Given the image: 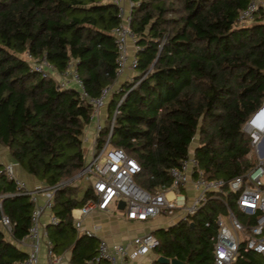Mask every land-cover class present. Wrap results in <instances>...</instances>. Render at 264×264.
<instances>
[{"label": "trees", "instance_id": "1", "mask_svg": "<svg viewBox=\"0 0 264 264\" xmlns=\"http://www.w3.org/2000/svg\"><path fill=\"white\" fill-rule=\"evenodd\" d=\"M132 1L134 73L111 91L96 147L121 98L109 144L135 159L134 180L144 190L169 186L167 170L190 144L204 178L244 173L254 159L241 126L264 97V9L241 25L237 16L250 0ZM119 21L109 0H0V146L36 181L55 185L82 168L91 105L74 87L56 88L53 75L33 71L25 55L43 57L59 75L72 66L88 95L97 96L115 79L111 29ZM79 190V183L58 185L51 205L57 222L45 226L52 253L69 252L67 264H87L96 248L95 237L72 225L70 210L92 197L90 185ZM206 197L185 220L150 231L156 256L211 264L214 219L225 202L235 206L231 194ZM31 210L28 197L0 172V212L10 222L9 232L0 226V264L24 259L14 241L26 233ZM256 257L240 250L233 264L257 263Z\"/></svg>", "mask_w": 264, "mask_h": 264}, {"label": "built area", "instance_id": "2", "mask_svg": "<svg viewBox=\"0 0 264 264\" xmlns=\"http://www.w3.org/2000/svg\"><path fill=\"white\" fill-rule=\"evenodd\" d=\"M117 7L120 21L111 29L116 49L115 79L124 68L134 69L135 57L134 35L128 27L129 10L135 4L132 0H109ZM258 8L264 9V0H250L238 16L237 22L241 25L252 20L253 12ZM130 45L133 49L130 52ZM30 67L41 76L52 75V66L43 58H30ZM56 81V88L66 86L74 87L80 99L91 105L89 121L94 120L93 137L88 147V157L80 169L79 175L89 180L92 197L82 206L72 208L70 216L73 227L86 236L96 238L95 254L87 260V264H126L127 259H134L153 249L158 241L150 232L134 237L130 245L120 243H107L99 236V225L92 223L83 225L85 216L106 211L108 205L113 203L116 208L117 201H123V215L126 219L145 221L156 216L175 217L185 220L193 214L205 201L208 193L223 195L231 194L235 211L231 210L226 202L225 210L215 219L216 231L212 237V262L211 264H233L240 254V250L251 252L262 257L264 264V97L261 103L245 118L241 130L248 136L250 152L254 164L244 173L236 175L225 181L223 179H206L198 169L197 161L193 156L192 144L188 152L177 166L169 167L167 174L170 178L169 186L158 189L153 193L141 188L134 180L139 166L135 159L129 157L121 148L109 144L110 130L114 115L117 113L118 100L109 123V130L104 142L96 147V136L102 127L99 120V111L106 108L111 85L100 89L97 96H89L85 91L80 78L72 66L60 75ZM131 80V78L129 79ZM116 87L115 89H117ZM0 172L11 180L16 194L26 195L32 203L30 224L26 233L19 241L26 247L24 259L17 260L14 264H67L54 255L46 236L45 224L40 222V216L48 212L47 224H55L56 217L51 212L52 198L55 189L61 183L45 185L36 182L29 187L24 180L19 178L11 164L0 163ZM187 185L192 187L189 198L183 194ZM237 214L245 219L253 218V222H242ZM0 226L6 231L10 230V222L0 212ZM43 242L45 259H39V248Z\"/></svg>", "mask_w": 264, "mask_h": 264}, {"label": "crops", "instance_id": "3", "mask_svg": "<svg viewBox=\"0 0 264 264\" xmlns=\"http://www.w3.org/2000/svg\"><path fill=\"white\" fill-rule=\"evenodd\" d=\"M131 48V47H129ZM132 49H130V52ZM134 70H131L129 68H124L121 72V74L115 79L114 83L111 85V90H114L116 87L120 85L124 80H129L133 76ZM55 75V80L61 79L62 77L57 74L53 73ZM57 77V79H56ZM105 118V107L100 109L99 111V120L103 122ZM93 126H94V120L89 121V123L84 128L83 133V144L87 147H89L90 142L93 137ZM87 147V148H88ZM0 163H9L11 162L8 160L6 151L3 147L0 146ZM14 163V162H13ZM12 165V164H11ZM15 174L24 180V182L31 187L33 184H35L36 181L34 178H32L30 175L23 172L17 164L14 163L12 166ZM191 189L192 187L190 185H187L185 189H183V194L189 198L191 195ZM47 216L48 212H44L40 216V222L47 224ZM177 221V219L174 217H168V216H156L150 219H147L145 221H137V220H129L126 219L123 213H115L111 210L106 211H97L94 213H91L84 217L83 219V225L88 226L92 223L99 225V236L102 237L107 243H120L124 245H130L132 239L138 235H141L146 232H150L152 229L155 228H161L166 227L171 223H174ZM47 236V234H46ZM15 245L18 249L25 252L26 247L19 241H14ZM44 244L41 242L40 248H39V259L44 260L45 259V250H44ZM62 261L68 262L69 252L64 250L60 254H58ZM157 256L153 253L152 250L147 251L145 254L137 256L134 259H127L126 264H150L152 260H154ZM100 264H105V262L101 261Z\"/></svg>", "mask_w": 264, "mask_h": 264}, {"label": "rangeland", "instance_id": "4", "mask_svg": "<svg viewBox=\"0 0 264 264\" xmlns=\"http://www.w3.org/2000/svg\"><path fill=\"white\" fill-rule=\"evenodd\" d=\"M249 23V22H248ZM130 49H133V47H132V45H130ZM52 75H55V74H52ZM56 79H57V77H56ZM59 79H57V80H55V81H58ZM102 110V109H101ZM194 142V141H193ZM84 145V144H83ZM84 147V154H86L85 155V158H87L88 157V146L86 147L85 145L83 146ZM251 156V158H253V156L252 155H250ZM250 159V158H249ZM8 160L11 162V164H12V166L14 165V163L8 158ZM79 172H80V170L78 171V172H76V173H74L71 177H69L68 179H62L61 181H60V183L62 184V185H67V184H71V185H77L78 183H79V185H80V190H79V193H81L82 191H83V189L85 188V186L86 185H89V180H86L84 177H82V176H80L79 175ZM108 210H111V211H114L115 213H123V210H119V209H116L115 208V205L113 204V203H110L109 205H108ZM257 259H258V263H262V257L261 256H257L256 257Z\"/></svg>", "mask_w": 264, "mask_h": 264}, {"label": "water", "instance_id": "5", "mask_svg": "<svg viewBox=\"0 0 264 264\" xmlns=\"http://www.w3.org/2000/svg\"><path fill=\"white\" fill-rule=\"evenodd\" d=\"M122 207H123V201L122 200L117 201L116 209L121 210ZM155 261L160 263V264H180V262L174 258L167 259L163 256H157L155 258Z\"/></svg>", "mask_w": 264, "mask_h": 264}]
</instances>
